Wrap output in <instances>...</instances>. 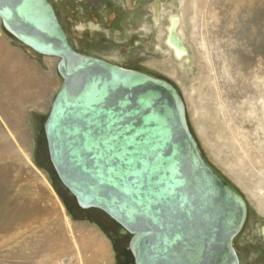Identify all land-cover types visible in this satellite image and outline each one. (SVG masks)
<instances>
[{
  "label": "rangeland",
  "instance_id": "374dc122",
  "mask_svg": "<svg viewBox=\"0 0 264 264\" xmlns=\"http://www.w3.org/2000/svg\"><path fill=\"white\" fill-rule=\"evenodd\" d=\"M52 1L79 51L169 79L178 87L186 106L188 125L201 151L246 200V220L233 240L239 264H264L261 233L264 210L251 198L252 193L264 196V0H194L183 27L188 53L181 55V60L187 66L176 64L179 58L171 48L170 52H164L166 44L162 37L166 36L169 19L164 17L162 21L163 33L155 24L151 9L164 4L172 9L167 14L179 13L182 5H170L183 0ZM0 25L20 50L19 56L35 63L36 67L25 63V69L37 74L39 79L35 81L37 84L22 81L18 72L0 66L2 72H8L1 77L4 85L0 84V88L7 92V99L10 98L7 109L11 108L6 120L0 119V151L6 160L0 166L9 170L8 175L24 189L23 193L33 191L40 195L38 204L55 215L61 236L71 245L62 255L67 264H91L92 247L81 241L82 231L88 229L100 235L98 242L104 239L106 243L104 235L112 241L116 264H134L128 247L131 234L101 209L81 208L50 160L44 122L63 81L57 69L59 58L32 49L29 52L26 44L5 29L1 18ZM47 63L56 75L48 73ZM223 134L227 140L236 139L248 156L231 147V142L223 141ZM10 158L11 165L7 163ZM23 193L4 192L0 200H9V207L17 205L21 209L27 204L22 200ZM35 198L38 199L36 195ZM57 264H62L61 260Z\"/></svg>",
  "mask_w": 264,
  "mask_h": 264
},
{
  "label": "water",
  "instance_id": "95a60500",
  "mask_svg": "<svg viewBox=\"0 0 264 264\" xmlns=\"http://www.w3.org/2000/svg\"><path fill=\"white\" fill-rule=\"evenodd\" d=\"M5 29L57 56L63 81L44 122L50 160L81 208L131 234L135 264H239L241 192L205 157L169 79L79 51L52 0H0ZM170 14L165 44L188 53Z\"/></svg>",
  "mask_w": 264,
  "mask_h": 264
},
{
  "label": "bare ground",
  "instance_id": "6f19581e",
  "mask_svg": "<svg viewBox=\"0 0 264 264\" xmlns=\"http://www.w3.org/2000/svg\"><path fill=\"white\" fill-rule=\"evenodd\" d=\"M183 1H185V2H182V1L178 2V0H177L178 3L175 5H173V2H174L173 1L170 5V7H177L179 4H180V6L181 5L183 6L182 9L180 8L177 11V12H179L177 14L180 16V22H181L180 23L181 28L179 27L178 32L182 38H183V32H184L183 27L185 26V23H186V12L188 10L190 12V9L194 7V0H183ZM151 9H152V11L155 15V18H156L155 24L159 25V27L161 28V31L164 33L162 21H163L164 17L169 19L170 12H169V14H167V11H170L172 9L168 8L164 4L154 5L151 7ZM176 9H178V8H176ZM165 14H167V16H165ZM146 26H145V28H146ZM146 29L148 30L149 27L147 26ZM162 38L165 41L166 36H164ZM183 40H184V38H183ZM28 47L30 48L29 52H33L32 50H34V49L30 46H28ZM170 48L171 47L166 45V49H164V52H170L172 49V48L171 49ZM11 52L13 54L12 50H11ZM172 52H173V49H172ZM47 56L51 57L49 55H47ZM178 58H179V60L175 61L176 64L178 66H183L185 63L183 62V60H181V56H179ZM6 59L8 60L9 58L6 57ZM12 60H13V58H12ZM15 63H17V62L14 61V64ZM0 66H2V65H0ZM1 68L3 69V67H1ZM14 71H16V70H14ZM17 71H19V69ZM0 72H1L0 73V84L4 85L1 77L4 76L7 71L5 72L3 70V72H2L0 70ZM11 72H13V71H11ZM11 72H10V74H11ZM20 73L21 72H19V74ZM15 74H16V72H15ZM23 78L21 76L19 80H21ZM9 79H10L9 81L11 84V78H9ZM25 79H24V81H28L27 78H25ZM19 80L17 79L16 81H19ZM14 82H15V80H14ZM185 88H186V86H185ZM37 89H39V88H37ZM185 91L187 92L186 89H185ZM6 94H7V92L4 89L0 88V119L1 120H6V115L11 110L10 107L7 109V104L10 101V98L8 100L7 99L8 96ZM196 111H197V109H196ZM219 130H222V129L219 128ZM219 130H218V132H219ZM220 137L222 138V135H220ZM15 138H17V137L15 136ZM231 138H234V136H231ZM222 140L225 142H231L230 143V144H232L231 147L237 148L239 150V152L242 151V154H245L246 157L248 156L247 151H245L243 149V147L238 146L236 144V142H237L236 139L227 140L225 135H224ZM17 149H18V147H17ZM1 150L5 151V148L2 147ZM20 152H21V150H20ZM3 153L4 152L0 151V165H3V163L6 161L5 155ZM18 154H19V152H18ZM248 161H250V160L248 159ZM230 162H232V160ZM7 163L9 165H11L12 159L10 158L9 160H7ZM251 166L253 168L256 167V166L254 167V164H252ZM8 173H9V170L7 168H2L0 166V196H3L4 192H9V191L23 193L22 191L24 189L22 187H19L17 185L15 179L10 177L8 175ZM262 175L264 178V171H262ZM260 179H262V178H260ZM23 194H24V198L22 200H24V202H26L27 204H26V206H23L21 209L16 207L17 205L14 207L13 206L9 207L8 206L9 200H0V264H57V260H61L62 264H65V263L67 264L66 260L63 259L62 255H63V253H65L66 251L69 250V246H71V245H70V241L68 242V240H66L65 238H63V236H61L62 233H60V232H62V231L60 228L57 227L58 226L57 222L55 224V220H54L55 215L50 214L52 212H48L49 209L46 210V207L44 208L43 205L38 204V200H40L41 196L38 195L37 193H34L33 191H27L26 194L25 193H23ZM35 195L37 196L38 199L35 198ZM251 198H252V201L255 202L256 206L260 210H264V196H258L256 194L252 193ZM17 204H24V203L19 202ZM54 210H52V211H54ZM66 215H68V214H66ZM66 217L68 219V216H66ZM57 221H58V219H57ZM261 226H262L263 233H264V224H262ZM60 227H62V226L60 225ZM93 230L97 233V231L95 229H93ZM64 231H65V229H64ZM88 235L90 236V234H88ZM65 237H67V236H65ZM81 238H82L81 241H85L84 243L87 242L89 244V246H90V244L93 245V243H92L93 239L85 238L84 235L81 236ZM90 238H91V236H90ZM103 243L104 242L102 241V242H99L98 244L104 245ZM84 246H85V244H84ZM87 246H85V247H87ZM82 249H84V248H82Z\"/></svg>",
  "mask_w": 264,
  "mask_h": 264
},
{
  "label": "crops",
  "instance_id": "0c3cea01",
  "mask_svg": "<svg viewBox=\"0 0 264 264\" xmlns=\"http://www.w3.org/2000/svg\"><path fill=\"white\" fill-rule=\"evenodd\" d=\"M11 50L13 51V54H12ZM20 53H21L20 50H17V47H15L12 44V42H10V38L7 36V34L2 29V26L0 25V57H1L0 58V60H1L0 65H2L3 67H7L8 69L10 68V69L16 70V72H18V74H19V72H21L22 74L20 73V77L21 76H22V78L24 77L22 80L27 78L28 81H26V82L33 84L36 80H39V79H37V74H35L34 72L30 73V72H28V70L25 69V63H28L29 67L31 65L33 67H36L35 63L34 64L29 63L27 60H26L27 61L26 62L22 55L19 56ZM6 57H8L9 59L7 60ZM12 58H13V60H12ZM14 61H16L17 63L14 64ZM47 65H49L48 73L51 75L54 72L56 75V72H55L54 68L52 67V65L49 63H47ZM18 69H19V71H17ZM37 71L40 72L39 69ZM54 85H55V82H54ZM56 92H57V90H56ZM88 231H91V230L88 229V230L82 231L81 235L82 236L84 235L85 238L93 239L95 241V244H93V245L90 244V246L92 247V249H91V258H92L91 264H116V252H115V248H114L112 241L109 240L104 235V238L106 239V243L103 239L102 241L104 242L103 243L104 245H99L98 240L99 239L101 240L100 235L95 234L93 232L90 233ZM88 234H90L91 238Z\"/></svg>",
  "mask_w": 264,
  "mask_h": 264
},
{
  "label": "flooded vegetation",
  "instance_id": "af4514ba",
  "mask_svg": "<svg viewBox=\"0 0 264 264\" xmlns=\"http://www.w3.org/2000/svg\"><path fill=\"white\" fill-rule=\"evenodd\" d=\"M261 233H262V236L264 237L263 229H262V232H261ZM117 236H118V234H117ZM117 236H116V237H117ZM129 250H130V249H129ZM130 251H131V250H130ZM131 253H132V252H131ZM132 256H133V255H132ZM133 258H134V257H133Z\"/></svg>",
  "mask_w": 264,
  "mask_h": 264
},
{
  "label": "trees",
  "instance_id": "16d2710c",
  "mask_svg": "<svg viewBox=\"0 0 264 264\" xmlns=\"http://www.w3.org/2000/svg\"><path fill=\"white\" fill-rule=\"evenodd\" d=\"M135 264V263H134Z\"/></svg>",
  "mask_w": 264,
  "mask_h": 264
}]
</instances>
